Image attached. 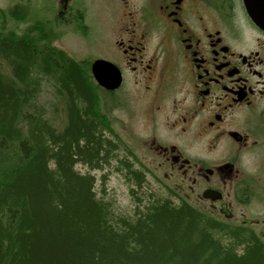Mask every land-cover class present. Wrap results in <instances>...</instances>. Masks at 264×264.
I'll use <instances>...</instances> for the list:
<instances>
[{"label":"trees","instance_id":"trees-1","mask_svg":"<svg viewBox=\"0 0 264 264\" xmlns=\"http://www.w3.org/2000/svg\"><path fill=\"white\" fill-rule=\"evenodd\" d=\"M19 17L17 7L0 12V59L9 69L0 70V264H264L252 227L168 197L142 204L139 196L126 214L98 196L92 171L113 160L135 190L143 174L117 154L110 106L90 67L53 44L48 20L22 34L7 25ZM45 85L59 119L41 101Z\"/></svg>","mask_w":264,"mask_h":264},{"label":"flooded vegetation","instance_id":"flooded-vegetation-1","mask_svg":"<svg viewBox=\"0 0 264 264\" xmlns=\"http://www.w3.org/2000/svg\"><path fill=\"white\" fill-rule=\"evenodd\" d=\"M118 4L109 53L96 59L122 81L106 89L91 71L110 119H142L144 166L166 197L264 241V30L244 0Z\"/></svg>","mask_w":264,"mask_h":264},{"label":"rangeland","instance_id":"rangeland-1","mask_svg":"<svg viewBox=\"0 0 264 264\" xmlns=\"http://www.w3.org/2000/svg\"><path fill=\"white\" fill-rule=\"evenodd\" d=\"M118 6V0H69L67 13L59 16L58 11L62 8L60 0H0V12L4 11L8 14L9 9L15 7L20 10V17L10 20L7 24L11 29L22 34L35 20H48L55 34L53 44L89 67L94 59L107 56L109 53L106 46L109 43L108 36L113 22L115 23L117 19ZM81 24L86 27V33L82 30ZM0 70L9 74L7 64L1 59ZM41 101L48 106L50 116L53 117L55 112V120L62 117V108L57 106L55 93L50 85H45ZM115 115L120 116L116 123L113 122L114 130L118 134V137H113L120 140V149L117 154L120 158L129 160L134 170L142 172V186L135 190L133 182L126 177L125 171L116 169V160H113L104 170H96L92 173L97 179L98 196L111 199L117 212L132 214L136 209L137 197L140 196L142 204H146L154 196L165 198L166 195L155 184L153 177L147 173L144 166L146 164L143 155L145 130L142 119L136 116L131 118L121 111ZM76 168L81 172L88 171L81 164H77ZM103 173L108 174L104 185L100 180ZM259 201L263 202L264 197H261ZM173 202L179 204L178 201ZM262 209L260 205L258 210ZM254 231L257 233L258 228Z\"/></svg>","mask_w":264,"mask_h":264},{"label":"water","instance_id":"water-1","mask_svg":"<svg viewBox=\"0 0 264 264\" xmlns=\"http://www.w3.org/2000/svg\"><path fill=\"white\" fill-rule=\"evenodd\" d=\"M60 3L63 8H67L69 0H60ZM244 4L251 19L264 30V0H244ZM91 71L99 84L106 89L116 88L122 81L118 67L106 59L94 60ZM222 210L229 215L225 209ZM248 222L252 221L248 220Z\"/></svg>","mask_w":264,"mask_h":264},{"label":"bare ground","instance_id":"bare-ground-1","mask_svg":"<svg viewBox=\"0 0 264 264\" xmlns=\"http://www.w3.org/2000/svg\"><path fill=\"white\" fill-rule=\"evenodd\" d=\"M220 233V232H219Z\"/></svg>","mask_w":264,"mask_h":264}]
</instances>
